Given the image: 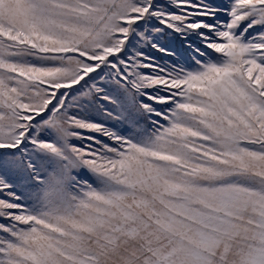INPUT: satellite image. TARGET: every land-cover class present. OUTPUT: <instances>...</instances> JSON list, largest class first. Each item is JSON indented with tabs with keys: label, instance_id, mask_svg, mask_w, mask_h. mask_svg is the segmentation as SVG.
I'll return each instance as SVG.
<instances>
[{
	"label": "snow or ice",
	"instance_id": "1",
	"mask_svg": "<svg viewBox=\"0 0 264 264\" xmlns=\"http://www.w3.org/2000/svg\"><path fill=\"white\" fill-rule=\"evenodd\" d=\"M0 264H264V0H0Z\"/></svg>",
	"mask_w": 264,
	"mask_h": 264
},
{
	"label": "rangeland",
	"instance_id": "2",
	"mask_svg": "<svg viewBox=\"0 0 264 264\" xmlns=\"http://www.w3.org/2000/svg\"><path fill=\"white\" fill-rule=\"evenodd\" d=\"M169 43L171 44L172 47L177 48L180 56L184 57L187 55V53L185 52V50L183 49V47H181V43L178 39H170ZM92 115L94 116H98L100 119H103L102 116H100L99 113H92Z\"/></svg>",
	"mask_w": 264,
	"mask_h": 264
}]
</instances>
